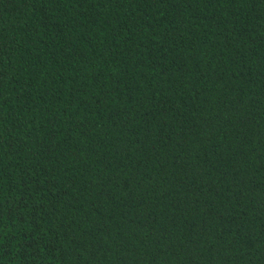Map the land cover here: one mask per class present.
<instances>
[{
	"label": "trees",
	"instance_id": "trees-1",
	"mask_svg": "<svg viewBox=\"0 0 264 264\" xmlns=\"http://www.w3.org/2000/svg\"><path fill=\"white\" fill-rule=\"evenodd\" d=\"M0 264H264V0H0Z\"/></svg>",
	"mask_w": 264,
	"mask_h": 264
}]
</instances>
